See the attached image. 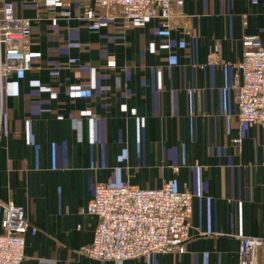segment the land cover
I'll return each mask as SVG.
<instances>
[{"label": "crops", "instance_id": "crops-1", "mask_svg": "<svg viewBox=\"0 0 264 264\" xmlns=\"http://www.w3.org/2000/svg\"><path fill=\"white\" fill-rule=\"evenodd\" d=\"M12 1L30 21L31 68L4 83L0 203L36 231L22 264H239L241 239L264 240V129L241 123L236 102L244 37L264 48V0H181L168 27L80 19L92 0ZM169 182L193 195L183 255L82 254L96 184Z\"/></svg>", "mask_w": 264, "mask_h": 264}, {"label": "built area", "instance_id": "built-area-1", "mask_svg": "<svg viewBox=\"0 0 264 264\" xmlns=\"http://www.w3.org/2000/svg\"><path fill=\"white\" fill-rule=\"evenodd\" d=\"M93 7L78 17L99 26L120 20L125 27L157 19L168 27L173 6L181 0H92ZM97 14H100L97 17ZM68 16L69 12H63ZM30 21L17 17L12 0H0V103L9 73L31 68ZM244 51L237 64L240 81L236 86L238 118L241 123L260 124L264 129V48L255 36H245ZM108 68H115L108 60ZM1 115V109H0ZM235 144L241 140L236 139ZM193 195L177 192L171 182L157 189H139L126 184L113 187L96 184L84 212L97 219L90 246L82 254L98 261L120 262L150 254L183 255L189 238V218ZM0 264H22L25 235L35 234L24 210L11 202L2 204ZM264 240L243 238L239 245V264H258Z\"/></svg>", "mask_w": 264, "mask_h": 264}]
</instances>
